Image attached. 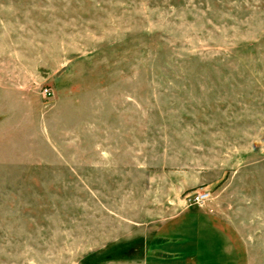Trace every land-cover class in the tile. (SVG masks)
Masks as SVG:
<instances>
[{
	"label": "rangeland",
	"instance_id": "1",
	"mask_svg": "<svg viewBox=\"0 0 264 264\" xmlns=\"http://www.w3.org/2000/svg\"><path fill=\"white\" fill-rule=\"evenodd\" d=\"M1 89L0 264H264V0H0Z\"/></svg>",
	"mask_w": 264,
	"mask_h": 264
},
{
	"label": "crops",
	"instance_id": "2",
	"mask_svg": "<svg viewBox=\"0 0 264 264\" xmlns=\"http://www.w3.org/2000/svg\"><path fill=\"white\" fill-rule=\"evenodd\" d=\"M35 102H39V100L31 93H26L20 90L1 89L0 117L7 115L20 116L24 115L27 111L33 112L37 110V107L34 105ZM53 103L54 102H51L49 105L51 106ZM1 127L2 124H0V129ZM200 215L201 216H198L189 211H183L176 215V217L160 224L158 231H160L163 237H169L171 239L168 243L171 249H173V264H195V262L204 264L211 262V257L203 258L201 257L202 255H199V253L204 252L205 246L202 239H200V233L204 229L203 215ZM209 219L213 218L210 217ZM215 225H212V228L208 227L207 229L210 232V236L215 235L214 231L216 230H213L215 229ZM210 255L208 254V257ZM154 262L155 264L159 263L158 259H155Z\"/></svg>",
	"mask_w": 264,
	"mask_h": 264
},
{
	"label": "built area",
	"instance_id": "3",
	"mask_svg": "<svg viewBox=\"0 0 264 264\" xmlns=\"http://www.w3.org/2000/svg\"><path fill=\"white\" fill-rule=\"evenodd\" d=\"M42 96L44 98H48L51 96V92L49 89H44L41 92ZM210 193L209 192H201L197 194H192L191 196H187L185 198V202L187 205H201L203 204L206 200L209 199Z\"/></svg>",
	"mask_w": 264,
	"mask_h": 264
}]
</instances>
